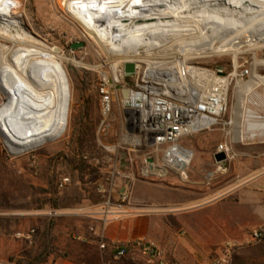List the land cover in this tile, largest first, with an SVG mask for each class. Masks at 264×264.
<instances>
[{"label": "rangeland", "instance_id": "rangeland-1", "mask_svg": "<svg viewBox=\"0 0 264 264\" xmlns=\"http://www.w3.org/2000/svg\"><path fill=\"white\" fill-rule=\"evenodd\" d=\"M14 1L16 4H13L11 0H0V13L20 17L33 36L37 37L40 41L56 50L57 53L70 60L78 62V64L72 62L60 63L59 69L66 80V87L56 93L29 86L25 81L24 75L16 68V65L14 66L12 64L11 66H6L0 64V80L2 83H5L4 85L8 91H12L14 97L11 101L14 106L2 108L6 103V98L0 92V127L4 134H6L8 144L11 149L22 150L38 145L42 142L43 136L37 128L39 110L36 107L40 98L54 96L56 94H60L61 92H67V90L69 93L67 117L68 124L65 132L60 136V138L52 142H46L35 150L13 156L5 147L4 141L0 136V212L32 211L33 209L46 211V207H50L49 209L53 210L50 204L43 205L50 197H48L47 194H40L38 190L49 189L50 182L52 181L55 189L60 179L63 177H69L66 175L68 167L64 165L63 160L60 159L53 161V158L61 152H66L67 154H71L73 156L76 151H80L84 161V168L82 171L89 173L88 180L97 179L98 175L95 173L100 170L107 171L109 174L115 172L127 174L129 169H135V179H142L141 170L144 166H146L145 157L151 152V150L149 148H143V137H141V140L136 133H129L126 131L123 113L124 110L122 108L120 98H118V101L115 102L111 116L107 120H105L99 111L97 102L100 100L97 92L98 85L104 80L108 81L110 86L114 84L115 80L119 81L124 75L123 64L126 61L119 63L117 76H114L112 74V69L117 63V61H115L117 58L107 55L106 52L103 51L96 43L90 32L103 31V26L105 24L102 17L106 14L108 3L119 0ZM0 43L7 47L12 46L8 42L0 41ZM75 43H82L84 46L73 50L71 49V46ZM125 49L128 50L129 46ZM141 50H144V48L142 47ZM169 52H174V50ZM19 53L20 49L17 48L13 51L12 56L16 57ZM241 54L242 55H239L237 62V73L239 75L240 67V70L248 69L250 73V75L244 78L243 81L241 80L242 83H248L251 80L254 71L259 76L264 77V66L259 65L254 67L255 59L257 62H264V49L263 51L262 49L245 51ZM106 61H109V63ZM174 61L175 60H173L172 57L153 60V62L162 64L172 63ZM16 62L17 60L15 61L13 58L12 63L15 64ZM103 63L107 64L103 66ZM184 63L186 66L197 67L212 73L216 72L218 68H222V71L226 74V76L231 74V79L228 81V114L226 116V120L231 121V126H220L210 131L196 133L183 139L182 141L184 143H192L193 145L196 144L199 148L203 146V148H206L208 145L209 148L212 149L215 145L222 142V135L229 133L230 135L235 136V132L238 129L237 114L234 113L238 104V86L234 76L235 67L233 58L227 55H217L186 60ZM147 68L148 66L146 64H141V70L138 66V69L142 73L147 70ZM164 71H167V69ZM164 71L162 72V76L167 77L168 72L165 73ZM138 77L139 75L125 80V84L134 85ZM158 77L159 76H157V78ZM140 78H143V76L141 75ZM81 80H86L89 84L88 90L84 93L85 99H82L81 96ZM65 88L67 89L65 90ZM193 90L195 91V89L192 88L191 91ZM171 91L169 93L171 95H175L179 90L177 91L176 89H172ZM196 91L197 93L195 94L192 92L188 93L190 96L193 95L194 98H198L200 96L198 93L201 94V92L199 90ZM78 95L80 96V102H78ZM95 96L97 97V101ZM199 98H201V96ZM242 98L244 97L242 96ZM86 100H89L90 116L88 121H86V124H82L81 128L85 130V137L79 145L76 140L80 133L79 121L81 120L82 106ZM247 107L252 110V113L254 112V116L260 118L258 119L260 123L264 122V87L255 89L254 92L249 95ZM125 137L132 138L133 141L139 140L138 144H140L142 148L136 149L132 152L129 149V146L122 145V141ZM73 138H75V142L72 145L73 147L69 150L68 147ZM50 146H56L61 149L51 158V166L47 161H40L42 158L37 155L41 148ZM112 147H115V151H110L108 149ZM204 151L206 152V150ZM131 154H136L139 157L134 164L130 162L129 159ZM239 161L244 163L247 162L248 159L244 156H239ZM259 162H261L263 167L260 174L261 176H264V156H262ZM80 164L81 162H79V157H76L75 162H73V167H78ZM212 170L213 168L208 167L207 165L202 170V173H197L198 169L196 168L194 162L191 170H187L186 173L189 179L206 184L207 180H209L208 174L211 173ZM192 171H195V174ZM177 174L179 176V173ZM69 178L71 179V177ZM102 178L105 177L102 176ZM226 178L232 179L233 176L230 174L219 179L216 183H222L226 180ZM145 180L150 183L152 188L150 192V199L153 203L150 208H148L150 209L148 211L150 213L147 214V216H149L153 222L158 223L160 220L159 218L163 215V211L157 204V188L160 184H162L163 179L159 178V175H150ZM172 183L177 184L175 180L172 181ZM180 183L183 184L184 181L183 183L179 181V184ZM57 191L60 192L59 189ZM177 209L178 211L183 210L184 213L199 210V212H197L198 216L206 215L204 214L206 209L202 210V207L195 209ZM208 210L211 213L213 212L215 217H223L221 208ZM141 211L142 210H136L138 213ZM178 211L173 210L174 213H177ZM207 214L209 213L207 212ZM206 225L207 226L204 225L203 227V224H200L197 227L199 229H203L208 226L212 227V225ZM256 229H264V226ZM251 231L248 232L247 237L244 240L239 242L228 241L227 243H236L239 247L257 244V241H252L249 238ZM199 234L201 235L203 233L199 231ZM180 235L184 237L183 232H181ZM147 241L156 245V256L154 258L144 256L137 249H130L126 256L122 259H116L115 254H113L114 258L118 262L117 264H175L172 258L168 257L160 248L157 241L148 238ZM238 253L239 252L236 250L231 258H227L226 261H223L220 264H234V257ZM221 256L211 259L210 264L217 262V260L222 258ZM248 263L264 264V257L260 256L259 258L250 259Z\"/></svg>", "mask_w": 264, "mask_h": 264}, {"label": "crops", "instance_id": "crops-1", "mask_svg": "<svg viewBox=\"0 0 264 264\" xmlns=\"http://www.w3.org/2000/svg\"><path fill=\"white\" fill-rule=\"evenodd\" d=\"M68 95L67 90L54 96L42 97L36 104L39 110L37 128L43 137H52L62 128L68 117V105L65 111L64 101H68ZM97 102L101 112L100 100ZM258 119L254 116L249 121L259 122ZM247 131L245 129L242 135L244 137L239 138L229 133L222 135V142L212 149L208 145L206 148H199L196 144L182 143L184 148L193 153L188 171L194 162L197 173H202L207 165L213 170L204 184L189 177L183 183L177 172L164 169L159 174V178L163 179L162 184L157 188V204L163 211L158 223L153 222L149 216L136 212L150 208L153 204L150 199L152 188L145 180L146 166L142 168V179L139 180L135 179V169H129L127 174H109L100 170L95 173L98 175L97 179L88 180V172L80 173L68 168L66 175L71 177L72 183L55 195L58 209L53 210L58 211V216H49L48 213L52 211L50 207H46V211L33 209L0 212V264H17L23 252L27 254L23 258L27 261L38 257L44 241L42 235L47 226L55 238L54 246L59 252L49 256L44 264H117L112 250L100 249L99 237L103 234L108 244H132L145 238L153 239L175 264H210L211 259L222 255L225 243L242 241L249 231L264 226V176L260 174L263 167L259 162L264 156V132L260 134L257 131L253 137ZM138 141L125 137L122 145L133 148L138 145ZM220 145H227L228 152L233 155L228 167L222 170H219L213 160V154L220 151ZM108 149L115 151V147ZM60 150L56 146L43 147L37 155L42 158L40 161H47L51 166V158ZM239 156H244L248 161L240 162ZM138 158L136 154L129 157L133 164ZM188 162L189 160L181 169L183 172ZM230 174L232 179L226 178L222 183H216ZM174 180L177 184L172 183ZM179 181L183 184H179ZM122 196L128 197V203L120 211L116 205ZM105 199L112 203L111 210L120 211L121 214L116 218L104 219ZM198 207L206 209V215L198 216L199 210L171 212L177 208ZM219 208L222 209L221 218L215 217L208 210ZM200 224L212 227L199 229L197 226ZM31 229H36L31 241L17 237V234ZM199 231L203 234L200 235ZM181 232L184 237L180 235Z\"/></svg>", "mask_w": 264, "mask_h": 264}, {"label": "bare ground", "instance_id": "bare-ground-1", "mask_svg": "<svg viewBox=\"0 0 264 264\" xmlns=\"http://www.w3.org/2000/svg\"><path fill=\"white\" fill-rule=\"evenodd\" d=\"M102 20L105 24L103 31H91L90 34L107 55L117 58L112 69L114 76H117L120 62L126 61L123 74L125 64L134 62L145 82H159L167 95L172 89L179 90V98L183 97L182 93H187L190 102L205 98L213 90L225 93L229 80L217 79L212 72L186 66L184 61L217 55L231 56L238 86V104L234 110L238 119L236 137H244L245 129L253 137L257 131L260 134L264 132V122L249 121L254 118V112L247 107L249 95L255 89L264 87V77L254 71L251 80L243 84L236 70L241 53L264 49V0H119L108 3ZM0 41L12 45L7 47L0 43V64L16 65L28 85L37 89L59 92L66 87L60 63L78 64L33 36L18 16L0 13ZM127 46L128 50L125 49ZM142 47L144 50H141ZM17 48L20 53L13 57L12 53ZM172 50L174 52H169ZM168 57L175 61L163 64L153 62ZM13 58L18 65L12 63ZM141 64L148 66L143 73L140 71ZM259 65L264 66V62L255 59L254 67ZM163 71L168 72L167 77L162 76ZM4 84L0 80V85L6 88ZM192 85L195 91H191ZM196 90L201 92L198 93L201 98L189 95L188 92L195 94ZM6 91L12 101V91L7 88ZM11 101L2 108L14 106ZM64 101L67 111L68 101ZM67 124L66 119L60 131L49 138H58ZM45 138L42 137V140ZM6 145L9 147L8 141Z\"/></svg>", "mask_w": 264, "mask_h": 264}, {"label": "built area", "instance_id": "built-area-1", "mask_svg": "<svg viewBox=\"0 0 264 264\" xmlns=\"http://www.w3.org/2000/svg\"><path fill=\"white\" fill-rule=\"evenodd\" d=\"M240 69L241 67L239 68V79L243 80L250 75L248 69ZM218 72L220 71L214 72L217 79H231V74L229 76H226V74L219 75ZM138 75L139 77L134 85L125 84V80L132 77H123L119 82L115 80L112 86L105 80L98 85L97 92L100 98L102 116L107 120L111 116L115 102L120 98L123 110L133 111L128 120L133 133H136L141 140V137H143V148L151 150L145 157V176L159 175L164 169H169L179 173L181 181L185 182L188 180L186 172L191 165L193 153L182 146V141L196 133L210 131L220 126H231V121L226 120L229 88L225 93L213 90L205 98L190 102L187 93H182V98H179L180 95L178 93L174 96L171 94L167 95L160 83L145 82L143 80L144 77L140 78L141 75L138 71L133 77ZM192 88L195 89L193 86ZM124 90L129 91L127 99L123 98ZM134 112H137V114ZM129 147L132 152L142 148L140 144L133 148ZM218 150L225 151L229 158L233 159V155L228 152L229 148L227 145H220ZM150 158L155 159V164L152 167L147 162ZM188 160L187 167L183 172L181 169L186 165V161ZM218 168L222 170L220 167ZM70 184L71 179L63 177L58 181L57 187L59 191H62ZM127 203L128 197L122 196L116 207L122 211ZM112 206L110 200L105 201L104 219L116 218L121 214L119 213L120 211L114 212L111 210ZM149 210L146 208L139 213L147 215L150 213L148 212ZM176 210L178 211V209ZM48 214L50 217H56L58 216V211L52 210ZM35 234L36 229H31L26 233L17 234V237L31 241ZM261 236L262 229L252 230L249 234V238L252 241L260 240ZM99 238L100 249L103 251L112 250L116 259L125 257L130 249H137L148 258L156 256V245L148 242L147 239H141L127 245L119 243L108 244L105 241L104 234L100 235ZM238 247L236 243L225 244L222 258L214 264H220L226 261L227 258H231Z\"/></svg>", "mask_w": 264, "mask_h": 264}, {"label": "trees", "instance_id": "trees-1", "mask_svg": "<svg viewBox=\"0 0 264 264\" xmlns=\"http://www.w3.org/2000/svg\"><path fill=\"white\" fill-rule=\"evenodd\" d=\"M11 2L13 4H16L14 0H11ZM80 83H81L80 91L82 94L81 96H82V99H85L84 93L88 90L89 84L87 83L86 80H81ZM82 107L83 108H82V113H81V120L79 121L80 133H79V137L76 140L77 143H79V145L81 144V142L83 141V138L85 137V130L81 128L82 124L83 123L86 124V121H88L89 116H90L89 100H86V102L83 103ZM74 142H75V138L71 140L69 147H68L69 150L73 147L72 145L74 144ZM76 157H79V162H81V164L78 167H73V162H75ZM60 159L63 160L64 165L68 167L69 169H72V170L74 169V170L81 172L84 168V161L82 159V155L80 151H76V153L73 156L71 154L70 155L67 154L66 152H61L53 158V161H57ZM52 182H50L49 189H39L38 192L40 194H47V196L50 197L48 201L45 202L43 205L50 204L52 208L58 209V200L55 196L58 193L57 191L58 187L56 185L54 189ZM42 237H44V241L42 244L40 255L36 258L30 259L29 261H27L26 259H23L27 255L26 252H23L21 254V258H18L17 264H44L47 261L49 256H53L59 252V249L56 246H54L55 238L51 235L49 231V226H47V229L44 231V234L42 235ZM256 243L257 244H254V245H248L245 247L243 246V247L237 248V251L239 253L234 257V264H249L248 262L250 261V259L259 258L260 256L264 257V229H262V236L260 240H258ZM127 245H130V244H127Z\"/></svg>", "mask_w": 264, "mask_h": 264}, {"label": "water", "instance_id": "water-1", "mask_svg": "<svg viewBox=\"0 0 264 264\" xmlns=\"http://www.w3.org/2000/svg\"><path fill=\"white\" fill-rule=\"evenodd\" d=\"M83 46H84V44H82V43L81 44L80 43H75V44H73L71 46V49L76 50V49L82 48ZM218 70L220 71V72H218L219 75H225L222 72V68H218ZM124 72H125V74H124L125 78L133 77L136 74V72H137L136 64L134 62L126 63L125 67H124ZM0 92L6 98V103L5 104L6 105L9 104L10 101H11V97H10L9 93L6 91V88H4V86H2V85H0ZM128 95H129V91L128 90H124L123 91V98L127 99ZM123 113H124V118H125L126 131L129 132V133H133V130L131 129V127H130V125L128 123L129 117L133 113V111L124 110ZM134 113L137 114V112H134ZM65 130H66V126H65V129L62 132L64 133ZM62 132H61V135L63 134ZM0 136L3 139V141H4L5 147L8 149L9 153L11 155H13V156L20 155V154H23L25 152H29V151L35 150L40 145H42V144H44L46 142H52V141L60 138V136L58 138H56V139L55 138H45V140H42V142H40L38 145L29 147V148H26V149H22V150H14V149L9 148L6 145V141H8V139L6 137V134H4V132L1 130V127H0ZM123 154H125V153H123ZM213 160L215 161L217 167H220L221 169H226L228 167V165L230 164V161L232 159L229 158V156H228V154L226 152L216 151L213 154ZM147 162L149 163L150 167H152V165L155 164V159L154 158H150V159L147 160Z\"/></svg>", "mask_w": 264, "mask_h": 264}]
</instances>
